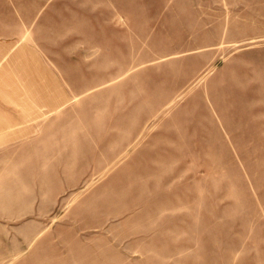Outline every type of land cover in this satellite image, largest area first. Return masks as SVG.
Instances as JSON below:
<instances>
[{
  "label": "rangeland",
  "instance_id": "1",
  "mask_svg": "<svg viewBox=\"0 0 264 264\" xmlns=\"http://www.w3.org/2000/svg\"><path fill=\"white\" fill-rule=\"evenodd\" d=\"M71 1L89 89L0 148V264H264V0Z\"/></svg>",
  "mask_w": 264,
  "mask_h": 264
},
{
  "label": "crops",
  "instance_id": "2",
  "mask_svg": "<svg viewBox=\"0 0 264 264\" xmlns=\"http://www.w3.org/2000/svg\"><path fill=\"white\" fill-rule=\"evenodd\" d=\"M69 5L71 0H0V148L25 139L31 121L53 115L89 89H73L56 74L66 70L57 64L72 62L63 50L68 41L88 44V17L57 15L56 6Z\"/></svg>",
  "mask_w": 264,
  "mask_h": 264
}]
</instances>
